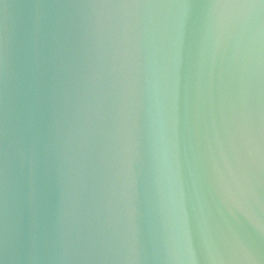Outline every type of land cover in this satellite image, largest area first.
Masks as SVG:
<instances>
[{"label":"water","instance_id":"obj_1","mask_svg":"<svg viewBox=\"0 0 264 264\" xmlns=\"http://www.w3.org/2000/svg\"><path fill=\"white\" fill-rule=\"evenodd\" d=\"M0 264H264V0H0Z\"/></svg>","mask_w":264,"mask_h":264}]
</instances>
